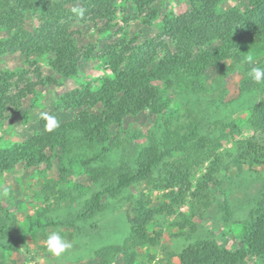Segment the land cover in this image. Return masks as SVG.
<instances>
[{
  "label": "rangeland",
  "instance_id": "obj_1",
  "mask_svg": "<svg viewBox=\"0 0 264 264\" xmlns=\"http://www.w3.org/2000/svg\"><path fill=\"white\" fill-rule=\"evenodd\" d=\"M51 1L56 12L68 9L74 13V8L81 9L78 1ZM85 3L90 5L88 0ZM114 4L115 12L107 19L75 16L71 24L73 40L81 51L93 48L88 57H81L78 71L73 76L63 78L54 72L48 64L47 53L34 52L28 60L19 52L0 53V87L9 84L7 94L0 92V152L5 156L10 158L34 137L50 132L45 128L42 113L56 117L59 126L71 122L82 124L89 119V114L109 120L105 142L97 149L104 152L98 160L109 162L112 168L125 161L132 164L136 149L146 143L151 132L160 131V120L166 114H174L186 135L204 124L203 109L197 101H189L180 87L167 90L161 85L165 103L161 112L147 108L126 115L121 121L115 120L102 102L94 106L79 103L65 106L64 94L75 89L97 92L106 79L113 77L106 55L109 46L131 40L140 44L156 38L165 17L193 11V18L201 20L210 9L205 2L194 4L193 0H150L148 3L114 0ZM248 8L247 0H219L217 5L219 14L232 10L244 13ZM39 23L38 12L27 9L24 26L31 30ZM11 34L0 28V41ZM241 38L232 47L237 46L242 61L251 55L253 63H257L264 56V35L262 42H256L248 34ZM221 43L217 40L206 48L210 50ZM158 57L151 64L152 68ZM223 62L232 64L231 59ZM242 63L223 75L215 69L208 70L202 79L210 87L208 94L221 93L226 99L235 97L240 79L250 71V68L244 69ZM29 85H32L30 92L26 91ZM21 91L26 92L22 95ZM222 117L234 121L237 128L230 129L228 138L222 141L220 159L206 161L189 177L190 189L185 199L148 223L147 232L157 240L154 244L137 247L135 261L131 264H180V251L190 243L204 239L214 240L228 250L246 251L243 236L264 191V163L238 167L233 158L239 140L255 136L264 142V133L251 129L250 114L246 109L232 111L227 105ZM71 144H66L71 148L70 153L57 146L52 152L46 150V159L35 166L25 167L19 162L12 169L0 171V227L7 219L0 240L8 243L10 237L21 235L15 250L0 247V264H96V249L121 248L128 233L126 214L131 212L136 198L140 195L149 197L153 208L169 203L163 196L165 192L142 182L120 196H103L105 207L102 212L87 220L78 218L77 212L83 203L101 189L100 183L93 182L80 165L82 155L79 151L82 150L85 157L98 151H85L78 149V143ZM208 171L211 175L202 178ZM109 173L115 177L113 169ZM51 232H59L71 244L60 256L51 254L45 246L44 241ZM246 260L248 264H264L250 253ZM115 264H126L121 254L116 255Z\"/></svg>",
  "mask_w": 264,
  "mask_h": 264
},
{
  "label": "trees",
  "instance_id": "obj_2",
  "mask_svg": "<svg viewBox=\"0 0 264 264\" xmlns=\"http://www.w3.org/2000/svg\"><path fill=\"white\" fill-rule=\"evenodd\" d=\"M66 1L80 3L84 10L82 18L107 19L115 12L114 0H88L90 5H86L85 0ZM139 1L148 3L150 0H136ZM218 1L193 0L194 4L205 2L210 7L201 20L193 18V11L168 16L164 18L161 32L156 38L140 44L131 40L109 46L106 55L113 77L106 79L102 89L97 92L75 89L62 98L66 107L74 103L94 106L102 102L113 118L121 121L124 116L147 108L155 113L161 112L165 105L161 85L167 90L180 87L189 101H197L203 109L204 124L191 134L182 132L174 114H166L160 120V131L151 132L146 143L136 149L132 164L125 161L112 168L109 162L98 160L104 152L97 149L102 148L100 146L105 142L110 121L101 115L89 114V119L82 124H62L57 129L34 137L28 145L18 148L17 153L12 155L13 159L0 152V171H3L12 169L19 162H23L25 167L35 166L46 159V150L52 152L57 146L70 153L71 148L66 146L68 143H78L77 148L85 151L97 150L90 157H85L84 152L79 151L82 155L79 157L80 165L93 182L101 185V189L95 191L77 212V217L81 219H90L103 211V196H120L142 182L165 192L163 196L169 203L161 204L158 208L150 206L151 201L147 196L136 198L131 212L126 214L128 233L121 248L107 251L96 249V264H115L117 254L123 256L126 264H131L135 261L137 247L155 243L157 238L147 232L148 223L163 211H171L173 205L185 199L190 189L189 177L199 171L206 161L216 162L220 159L222 141L228 138L230 129L237 128L234 121L222 117L227 105L232 107V111L246 109L250 114L251 129L264 133V83L257 84L246 74L240 79L237 95L226 99V95L221 93L210 96V87L202 80L210 69L223 75L234 70L241 62L244 69L264 67V56L257 63L249 64L242 61L237 46L232 47L242 39L241 36L247 34L254 37L256 42H262L264 0H247L249 8L244 13L232 10L223 14L218 13ZM27 9L38 12L40 19L39 26L31 30L23 24ZM75 16L77 14L68 9L56 12L51 0H0V28L12 32L8 39L0 41V53L19 52L27 60L34 52L47 53L48 64L54 72L63 78L73 76L78 71L81 57H88L93 48L81 51L73 40L71 24ZM217 40L222 42L220 46L210 50L206 48ZM157 55L159 57L152 68ZM226 59H231L232 64L226 65L223 62ZM8 88L9 84L0 87L2 95L7 94ZM31 90L32 85H29L26 91ZM26 91H21V94ZM238 144L234 165L241 167L247 163H264V142L251 136L239 140ZM110 169L114 170L115 177L109 173ZM211 173L206 172L202 178ZM258 201L243 236L246 251L228 250L214 240H198L180 251V264H248V253L264 262V191ZM3 222L1 234L5 231L7 219ZM20 239L21 235H16L10 237L8 243L0 240V247L15 250Z\"/></svg>",
  "mask_w": 264,
  "mask_h": 264
},
{
  "label": "clouds",
  "instance_id": "obj_3",
  "mask_svg": "<svg viewBox=\"0 0 264 264\" xmlns=\"http://www.w3.org/2000/svg\"><path fill=\"white\" fill-rule=\"evenodd\" d=\"M73 12L80 17H83L84 15L83 9L74 8ZM245 62L252 64L253 57L249 55ZM247 75L257 84L264 83V67L252 66ZM42 118L46 121L45 128L47 131H52L59 127V121L56 117L47 113H42ZM44 243L47 250L55 256H60L71 247V244L59 232L49 233Z\"/></svg>",
  "mask_w": 264,
  "mask_h": 264
}]
</instances>
